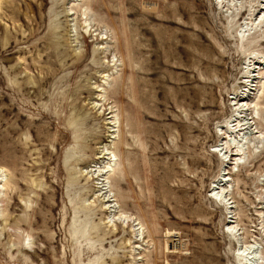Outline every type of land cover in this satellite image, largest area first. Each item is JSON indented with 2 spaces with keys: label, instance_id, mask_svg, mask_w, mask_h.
I'll return each mask as SVG.
<instances>
[{
  "label": "rangeland",
  "instance_id": "obj_1",
  "mask_svg": "<svg viewBox=\"0 0 264 264\" xmlns=\"http://www.w3.org/2000/svg\"><path fill=\"white\" fill-rule=\"evenodd\" d=\"M262 7L0 0V264H264Z\"/></svg>",
  "mask_w": 264,
  "mask_h": 264
},
{
  "label": "bare ground",
  "instance_id": "obj_2",
  "mask_svg": "<svg viewBox=\"0 0 264 264\" xmlns=\"http://www.w3.org/2000/svg\"><path fill=\"white\" fill-rule=\"evenodd\" d=\"M261 10H263L264 11V8L262 7L261 8ZM260 20V19H259ZM256 25V24H255ZM263 25V24H262ZM261 26V25H260ZM254 27V26H253ZM247 30V29H246ZM254 41V40H253ZM250 56V55H249ZM254 68V67H253ZM258 68V67H257ZM97 86V85H96ZM246 91V90H245ZM236 93V92H235ZM98 96V95H97ZM237 97V96H236ZM246 98V97H245ZM236 102V101H235ZM247 104V103H246ZM237 107V106H236ZM250 109H252L251 107H250ZM238 110V109H237ZM252 111V110H251ZM234 114V113H233ZM235 116V115H234ZM229 120V119H228ZM227 121V120H226ZM229 121H231V120H229ZM112 122V121H111ZM114 122V121H113ZM227 123H228V121H227ZM230 123V122H229ZM244 124V123H243ZM251 124V123H250ZM222 125H224V122H223V124ZM232 125V124H231ZM248 125V124H247ZM226 126V125H225ZM253 127V126H252ZM239 128V127H238ZM250 128V127H249ZM247 129V131H243L244 133L240 136V137H238V140H237V146H238V149L239 150H242L243 151V155H244V153H248V148H249V140H247L248 139V133H250V132H248V131H250V129ZM111 129V128H110ZM226 133L227 134H229L230 132H228L229 130H228V128H226ZM240 130V129H239ZM232 131H234V130H232ZM222 132V131H221ZM254 132V131H253ZM225 133V132H224ZM233 133V132H232ZM223 134V133H222ZM237 134V133H236ZM239 135V134H238ZM229 136H231V135H229ZM228 136V137H229ZM259 136V135H258ZM225 137V136H224ZM236 137H237V135H236ZM224 139H227V138H224ZM228 142L230 141V139H228L227 140ZM227 141L225 142V143H220V144H216L215 146H214V151L215 152H217V151H221L224 147H223V145L224 144H226L227 143ZM231 143V142H230ZM252 143V142H251ZM228 145V144H227ZM226 146V145H225ZM235 146H236V144H235ZM254 148V147H253ZM258 149V148H257ZM224 151V150H223ZM239 152V151H238ZM110 153V152H109ZM224 153V152H223ZM240 153V152H239ZM235 154V155H240V154ZM225 154V153H224ZM223 156V155H222ZM247 156V155H246ZM244 157H245V155H244ZM243 157V158H244ZM233 158V157H232ZM241 158V157H240ZM239 158V159H240ZM239 159H236V161H238ZM246 160V159H245ZM236 163H238V162H236ZM227 173V172H226ZM232 173V172H231ZM4 174V173H3ZM1 175V174H0ZM225 175L226 174H223L222 176H220V178L218 179V180H216L215 182H214V186H213V188H212V190H216V189H220V190H223V191H225V188L226 187H228V186H226L224 183H222L223 181H227V177L225 178ZM237 175V174H236ZM232 178V177H231ZM213 185V184H212ZM219 193V191L217 192V194H216V196L217 195H219L218 194ZM222 194H223V192H222ZM240 194V193H239ZM225 196V195H224ZM218 197V196H217ZM220 197V196H219ZM226 198V197H225ZM222 201V200H221ZM224 201V200H223ZM115 203V202H114ZM117 208V207H116ZM111 209V208H110ZM118 209V208H117ZM237 214V213H236ZM233 217V216H232ZM238 222V221H237ZM231 228V227H230ZM242 229V228H241ZM262 229V228H261ZM242 234V233H241ZM140 245V244H139ZM249 248H250V246H249ZM248 253V252H247Z\"/></svg>",
  "mask_w": 264,
  "mask_h": 264
}]
</instances>
